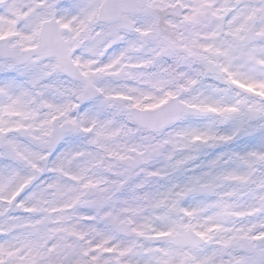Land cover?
<instances>
[{
  "label": "snow or ice",
  "instance_id": "snow-or-ice-1",
  "mask_svg": "<svg viewBox=\"0 0 264 264\" xmlns=\"http://www.w3.org/2000/svg\"><path fill=\"white\" fill-rule=\"evenodd\" d=\"M0 264H264V0H0Z\"/></svg>",
  "mask_w": 264,
  "mask_h": 264
}]
</instances>
